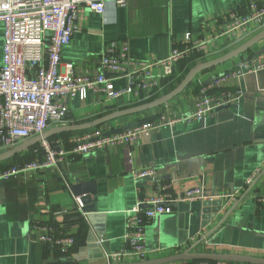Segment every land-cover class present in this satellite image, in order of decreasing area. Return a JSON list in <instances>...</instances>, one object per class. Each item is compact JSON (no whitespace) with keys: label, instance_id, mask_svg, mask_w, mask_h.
Wrapping results in <instances>:
<instances>
[{"label":"crops","instance_id":"1","mask_svg":"<svg viewBox=\"0 0 264 264\" xmlns=\"http://www.w3.org/2000/svg\"><path fill=\"white\" fill-rule=\"evenodd\" d=\"M251 3L264 6V0H128L124 7L107 2L101 14L80 6L77 28L61 50V69L71 64L77 73L98 74L102 71L100 53L111 43L126 42L128 55L133 59H163L187 33L194 40L220 33L230 11L246 13ZM257 28H249L247 33ZM243 36L221 37L202 61L232 49L235 46L230 47L231 44ZM262 40L251 49L264 47ZM3 43L4 23L0 21V67ZM247 52L199 73L167 104L120 116L97 127L110 132L160 114H183L193 108L200 84L232 68L249 55ZM177 68L178 63L174 70ZM151 73L159 82L153 92L156 95L150 98L153 100L168 92L164 89L168 76L160 67H152ZM112 82L116 88L126 84L120 78ZM225 87L241 90L237 101L215 109L200 121L155 128L131 147L130 161L123 144L88 153L69 149L56 166L0 177V264H102L105 253L127 246V211L160 185H169L173 197H179L191 186L202 185L205 194L213 199L210 203L200 199L190 203L174 201L171 212L157 215L147 223L144 241L152 258L168 255L166 249L172 247H179V252L187 249L223 218L192 251L216 244L221 246L218 252L264 257V206L255 198L264 193V67L227 82ZM149 95L146 92L137 98L120 95L106 99L98 92L88 91L84 101L77 97L67 100L63 123L90 121L135 105ZM30 151L36 154L34 159L43 158L38 144L4 160L0 170L20 165L19 157ZM142 168H154L155 172L152 176L136 177L133 171ZM252 175L253 182L247 185L246 180ZM73 185L95 189V196L90 194L95 211L77 209L75 198L79 196H74ZM48 226L60 236H73L75 243L60 249L38 241ZM174 264L207 263L194 260Z\"/></svg>","mask_w":264,"mask_h":264},{"label":"built area","instance_id":"2","mask_svg":"<svg viewBox=\"0 0 264 264\" xmlns=\"http://www.w3.org/2000/svg\"><path fill=\"white\" fill-rule=\"evenodd\" d=\"M107 2L124 7L128 0H0V21L4 23L0 67V148H11L36 135H42L53 126L60 125L67 116L66 103L69 98L77 97L84 101L88 91L98 92L106 99L120 95L137 98L146 92L153 93L159 88V82L151 73L152 67L162 68L164 75L169 76L179 61L195 55L205 56L221 37L245 36L249 28L264 24V6L251 3L246 13L230 11L226 16L224 30L220 33L195 40L187 33L184 40L175 44L163 59H133L128 55L126 42L111 43L100 53L102 71L98 74L77 73L71 64H66L61 69V50L70 42L77 28L79 7L86 6L101 14L105 11ZM247 53L249 55L238 60L232 68L212 75L199 85L191 110L167 117L160 114L116 132H107L97 127L83 130L65 140L59 137L54 141L43 140L40 143L42 159L2 169L0 177L7 178L19 171L56 166L64 159L69 149L73 152L88 153L104 146L123 144L127 161H130L131 147L141 136L155 128L177 122L200 121L215 109L237 101L241 90H230L225 84L264 67V47L248 50ZM116 78L124 79L126 84L116 88L112 82ZM66 143L70 144V148H66ZM154 172V168H142L134 170L133 174L136 177H147L152 176ZM254 177L255 175H252L248 178L246 184H252ZM169 189V185L157 186L151 196L137 200L127 211V246L120 251L105 253L104 263L152 258L144 241L147 223L157 215L171 212V203L174 201L190 203L197 199H213L205 194L202 185L187 188L179 197H173ZM235 195L233 193L231 197L234 198ZM255 198L257 203L264 206V193L257 194ZM75 202L77 209H82L79 197L75 198ZM45 229L46 232L38 236V241L44 244L66 249L75 243L73 236H60L54 227L48 226ZM180 250L179 247H172L166 249V253L173 254ZM219 250V245L205 244L202 252ZM206 263L247 264L227 260Z\"/></svg>","mask_w":264,"mask_h":264},{"label":"water","instance_id":"3","mask_svg":"<svg viewBox=\"0 0 264 264\" xmlns=\"http://www.w3.org/2000/svg\"><path fill=\"white\" fill-rule=\"evenodd\" d=\"M262 39H264V24L258 27L255 31L248 33L247 35L243 36L240 39H237L230 46V47L232 46H235V47L228 50L227 52L217 57H214L212 59H208L205 61L195 63L186 72V74L179 81V83L173 89H171L167 93H164L162 96L156 99L150 100V101H145L143 103L141 102L139 104H135L129 107L118 109L116 111L108 113L107 115L97 117L90 121H85V122H80V123H63L62 122L60 125L49 128L44 133H42V135H36L8 149L0 148V162L6 159H9L13 156H16L17 154L25 150H28L31 147L40 144L43 140H47L54 135H58L63 132L81 131V130L94 128L107 121L116 119L120 116L142 112L148 109H152V108L167 104L168 101L172 100L179 93H181L192 82V80L195 78L196 75H198L199 73L205 70H209L217 65H220L222 63H225L231 59H234L240 56L244 52L253 48ZM221 50L223 51L224 49H221ZM222 51H219V52H222ZM215 54H218V52H216ZM136 124L137 122L131 123L122 128L113 130V132L119 131L121 129H126L129 127H133ZM87 186L88 185H73L71 187V190L74 196H79V199L82 203V210L91 212V211L96 210V204L95 202H90L91 201L90 194L95 196L96 192H95V189L88 190ZM205 202L210 203L211 200H205ZM223 219H221L220 222L213 229H211L208 233H206L204 237H200L199 240H197L195 243H193L187 249L181 252L168 254V255L155 257V258H150V259H146L143 261H130V262L123 261V262H112L109 264H167V263H176V262H181V261H194V260H202V261L227 260V261H236V262H242V263H247V264H264V257H260V256L244 255V254H238V253H227V252L192 251L193 248L197 244L201 243L204 240V238L208 236L209 233L214 231V229H216V227H218L223 222ZM102 264H106V263H102Z\"/></svg>","mask_w":264,"mask_h":264},{"label":"trees","instance_id":"4","mask_svg":"<svg viewBox=\"0 0 264 264\" xmlns=\"http://www.w3.org/2000/svg\"><path fill=\"white\" fill-rule=\"evenodd\" d=\"M206 56H200V55H195V56H193V57H191V58H189V59H183V60H181V61H179L178 62V68H177V70L175 71H173V73L171 74V75H169L167 78V81L166 82H168V84H167V86H165L164 87V89H165V91L167 92V91H170L171 90V86L175 83V82H179L183 77H184V75L186 74V72L195 64V63H198L199 61H202L204 58H205ZM206 71V70H205ZM192 83V82H191ZM190 83V84H191ZM189 84V85H190ZM188 87V86H187ZM168 88H170V90L168 89ZM156 93L157 92H155V93H151V95H149V98H142L141 100H139L138 102H136L135 104H139V103H141V102H145V101H148V100H150V98H152V97H154L155 95H156ZM132 105H134V104H132ZM129 106V105H128ZM148 119V118H147ZM74 132H76V131H73V132H63V133H60V134H58V135H54V136H52V137H50V139H53V138H56V137H60V138H63L64 140L65 139H67V137L70 135V134H72V133H74ZM66 145H67V143H66ZM34 155H36V154H34ZM20 158V157H19ZM34 158L32 157L31 159H28V160H26V162L27 161H31V160H33ZM3 162V161H2ZM2 162H0V165L2 164ZM20 162H22V163H25V162H23V161H20Z\"/></svg>","mask_w":264,"mask_h":264},{"label":"rangeland","instance_id":"5","mask_svg":"<svg viewBox=\"0 0 264 264\" xmlns=\"http://www.w3.org/2000/svg\"><path fill=\"white\" fill-rule=\"evenodd\" d=\"M263 41V40H262ZM260 42H258L255 46H257L258 44H259ZM211 56H214V55H211ZM231 60H233V59H231ZM226 63V62H225ZM223 64V63H222ZM221 65V64H220ZM216 68L217 67H220L219 65H217V66H215ZM215 67H213V68H215ZM213 73H215V72H213ZM34 158L35 157V155H34V153L33 152H27V153H25V154H23L19 159H20V161H23V162H25L26 163V160H28V159H31V158ZM18 159V160H19ZM27 162H30V161H27ZM20 164H23V163H20Z\"/></svg>","mask_w":264,"mask_h":264}]
</instances>
